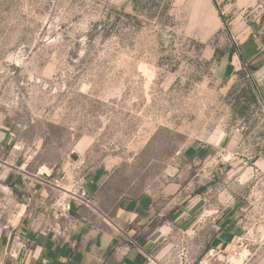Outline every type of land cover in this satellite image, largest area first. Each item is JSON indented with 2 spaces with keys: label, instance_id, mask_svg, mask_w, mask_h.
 <instances>
[{
  "label": "rangeland",
  "instance_id": "obj_1",
  "mask_svg": "<svg viewBox=\"0 0 264 264\" xmlns=\"http://www.w3.org/2000/svg\"><path fill=\"white\" fill-rule=\"evenodd\" d=\"M219 2L228 30L205 43L172 0H0V230L26 195L3 188L10 176L23 185L66 166L74 180L103 172L105 208L155 200L158 222L173 223L156 264H199L215 225L243 218L242 206L264 227V172L251 169L264 159V71L223 77L219 64L235 49L233 13L263 22L264 0ZM196 145L216 150L180 160Z\"/></svg>",
  "mask_w": 264,
  "mask_h": 264
},
{
  "label": "crops",
  "instance_id": "obj_2",
  "mask_svg": "<svg viewBox=\"0 0 264 264\" xmlns=\"http://www.w3.org/2000/svg\"><path fill=\"white\" fill-rule=\"evenodd\" d=\"M131 2L120 0V6ZM215 3L220 6L219 0H172L176 14L189 26L188 35L205 43L225 33L224 12ZM243 10L232 15L230 33L235 49L221 58L223 77L238 72L244 64L257 73L264 71V21H249ZM205 51L209 59L214 58L212 46ZM217 143V149L225 151L231 140L220 138ZM213 150L212 145H196L178 157L197 162L211 157ZM68 169L49 170L46 176L28 182L23 178V185L10 176L3 188L26 195L19 201L15 222L0 230V264H156L150 253L173 223L170 219L158 222L163 216L155 211V200L151 196L124 197L105 208L100 200L103 172L74 180ZM251 169L264 172V159H256ZM241 210L240 220L226 214L215 225L208 253L199 264H264L263 240L247 237L249 232H263L264 227L245 223L244 206Z\"/></svg>",
  "mask_w": 264,
  "mask_h": 264
},
{
  "label": "trees",
  "instance_id": "obj_3",
  "mask_svg": "<svg viewBox=\"0 0 264 264\" xmlns=\"http://www.w3.org/2000/svg\"><path fill=\"white\" fill-rule=\"evenodd\" d=\"M215 5H216V7H218V6H217V3H215ZM221 18H222V20H223V22H224L225 29L228 30V26H227V24H226V22H225V17H224L223 15H221ZM227 52L233 53V51H227ZM222 56H223V55H222ZM253 91H254V89H253ZM257 91H258V90H257ZM257 91H256V93H257Z\"/></svg>",
  "mask_w": 264,
  "mask_h": 264
},
{
  "label": "built area",
  "instance_id": "obj_4",
  "mask_svg": "<svg viewBox=\"0 0 264 264\" xmlns=\"http://www.w3.org/2000/svg\"><path fill=\"white\" fill-rule=\"evenodd\" d=\"M248 67H249L248 64H244V65H243V69H244L245 71H247ZM81 196L86 198V197H87V194H86L84 191H82V192H81Z\"/></svg>",
  "mask_w": 264,
  "mask_h": 264
}]
</instances>
